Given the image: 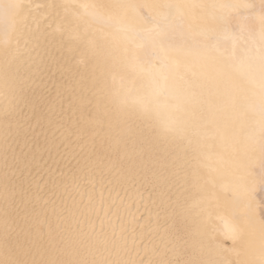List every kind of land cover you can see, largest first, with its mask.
<instances>
[{
  "label": "bare ground",
  "instance_id": "obj_1",
  "mask_svg": "<svg viewBox=\"0 0 264 264\" xmlns=\"http://www.w3.org/2000/svg\"><path fill=\"white\" fill-rule=\"evenodd\" d=\"M264 0H0V264H264Z\"/></svg>",
  "mask_w": 264,
  "mask_h": 264
},
{
  "label": "snow or ice",
  "instance_id": "obj_2",
  "mask_svg": "<svg viewBox=\"0 0 264 264\" xmlns=\"http://www.w3.org/2000/svg\"><path fill=\"white\" fill-rule=\"evenodd\" d=\"M262 39H264V37H262ZM262 64H264V58H262Z\"/></svg>",
  "mask_w": 264,
  "mask_h": 264
}]
</instances>
